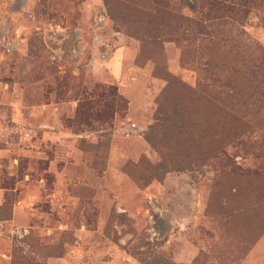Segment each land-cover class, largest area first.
<instances>
[{"label": "rangeland", "instance_id": "obj_1", "mask_svg": "<svg viewBox=\"0 0 264 264\" xmlns=\"http://www.w3.org/2000/svg\"><path fill=\"white\" fill-rule=\"evenodd\" d=\"M170 78L236 140L160 174ZM263 182L264 0H0V264H264Z\"/></svg>", "mask_w": 264, "mask_h": 264}, {"label": "trees", "instance_id": "obj_2", "mask_svg": "<svg viewBox=\"0 0 264 264\" xmlns=\"http://www.w3.org/2000/svg\"><path fill=\"white\" fill-rule=\"evenodd\" d=\"M175 89L182 93L188 91L187 87L180 83L175 78L167 80V87L160 97V108L155 114L154 123L149 127L145 134V140L147 143L155 149L162 156L161 162L156 167V172H166L168 170V158L167 153L171 150L172 153H176L177 150L181 151L180 160L185 162L188 166L200 165L224 152L225 148L232 144L236 137L233 132L224 136L222 142L215 137L214 129L209 123H206L204 132L196 134L198 129L196 124L193 123V118L196 115L194 111H190L189 107L183 104V94H173ZM105 97H111V91L101 92L95 101L103 100ZM229 107L225 106V109ZM198 113V112H197ZM228 122L233 119L232 110L227 113ZM227 127L224 124V129ZM187 167L178 169L182 171ZM237 171L233 169V174H237ZM264 184V182H263ZM259 195V199L264 200V189H255ZM251 192V191H249ZM235 200V199H234ZM237 202V198L234 203ZM158 219V218H157ZM158 221H161L160 218ZM252 233H246V236H251ZM160 264H171L167 261H161Z\"/></svg>", "mask_w": 264, "mask_h": 264}]
</instances>
